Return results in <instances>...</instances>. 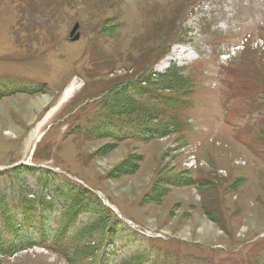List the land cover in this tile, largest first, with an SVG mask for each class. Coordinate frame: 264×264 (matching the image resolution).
<instances>
[{
  "label": "rangeland",
  "instance_id": "1",
  "mask_svg": "<svg viewBox=\"0 0 264 264\" xmlns=\"http://www.w3.org/2000/svg\"><path fill=\"white\" fill-rule=\"evenodd\" d=\"M259 38L264 0H0V264H264ZM138 82L187 109L180 128Z\"/></svg>",
  "mask_w": 264,
  "mask_h": 264
},
{
  "label": "bare ground",
  "instance_id": "2",
  "mask_svg": "<svg viewBox=\"0 0 264 264\" xmlns=\"http://www.w3.org/2000/svg\"><path fill=\"white\" fill-rule=\"evenodd\" d=\"M163 66H164V64H163ZM73 92H74V87H69L66 91H65V93H64V95H62L63 96V98H62V102L63 101H66L72 94H73ZM60 102V101H59ZM61 104H63V103H61ZM60 105V104H59ZM50 113V114H49ZM48 114V116L47 117H49V116H51V115H53L54 113H55V111H54V109H52V111L51 112H49ZM45 122H47V119L44 117L43 118V120L38 124V126H37V128H36V133L40 130V128L41 127H43L44 126V124H45ZM35 123L36 122H34V125H35Z\"/></svg>",
  "mask_w": 264,
  "mask_h": 264
},
{
  "label": "trees",
  "instance_id": "3",
  "mask_svg": "<svg viewBox=\"0 0 264 264\" xmlns=\"http://www.w3.org/2000/svg\"><path fill=\"white\" fill-rule=\"evenodd\" d=\"M173 72H174V74L176 73L175 71H171L170 73H173ZM183 109H184V108H183ZM183 109H182V110H183Z\"/></svg>",
  "mask_w": 264,
  "mask_h": 264
}]
</instances>
